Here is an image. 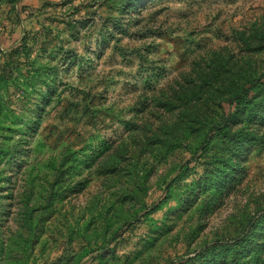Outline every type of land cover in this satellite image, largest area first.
I'll use <instances>...</instances> for the list:
<instances>
[{
  "label": "rangeland",
  "instance_id": "obj_1",
  "mask_svg": "<svg viewBox=\"0 0 264 264\" xmlns=\"http://www.w3.org/2000/svg\"><path fill=\"white\" fill-rule=\"evenodd\" d=\"M0 264H264V0H0Z\"/></svg>",
  "mask_w": 264,
  "mask_h": 264
},
{
  "label": "trees",
  "instance_id": "obj_2",
  "mask_svg": "<svg viewBox=\"0 0 264 264\" xmlns=\"http://www.w3.org/2000/svg\"><path fill=\"white\" fill-rule=\"evenodd\" d=\"M247 90H248V88H246ZM250 89V88H249ZM250 92V91H249ZM256 229H258V228H256Z\"/></svg>",
  "mask_w": 264,
  "mask_h": 264
}]
</instances>
